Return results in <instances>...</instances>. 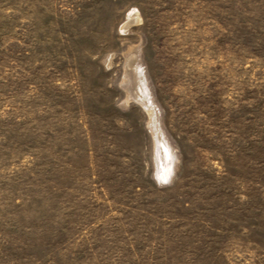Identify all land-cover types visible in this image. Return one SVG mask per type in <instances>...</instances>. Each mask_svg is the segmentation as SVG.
<instances>
[{
	"label": "rangeland",
	"instance_id": "rangeland-1",
	"mask_svg": "<svg viewBox=\"0 0 264 264\" xmlns=\"http://www.w3.org/2000/svg\"><path fill=\"white\" fill-rule=\"evenodd\" d=\"M0 264H264V0H0Z\"/></svg>",
	"mask_w": 264,
	"mask_h": 264
},
{
	"label": "bare ground",
	"instance_id": "bare-ground-1",
	"mask_svg": "<svg viewBox=\"0 0 264 264\" xmlns=\"http://www.w3.org/2000/svg\"><path fill=\"white\" fill-rule=\"evenodd\" d=\"M137 13H138L137 11L130 13L129 18H128V22H125L123 27H128L131 23L139 21V15ZM128 28H130V27H128ZM131 64H132V61H131Z\"/></svg>",
	"mask_w": 264,
	"mask_h": 264
}]
</instances>
